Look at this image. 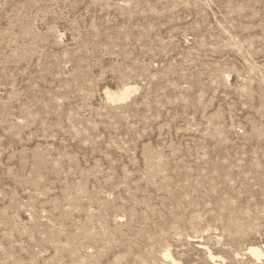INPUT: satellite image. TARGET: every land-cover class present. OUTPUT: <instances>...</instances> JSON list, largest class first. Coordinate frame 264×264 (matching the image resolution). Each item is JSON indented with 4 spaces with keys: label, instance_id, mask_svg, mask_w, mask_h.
Returning a JSON list of instances; mask_svg holds the SVG:
<instances>
[{
    "label": "rangeland",
    "instance_id": "1",
    "mask_svg": "<svg viewBox=\"0 0 264 264\" xmlns=\"http://www.w3.org/2000/svg\"><path fill=\"white\" fill-rule=\"evenodd\" d=\"M250 244L264 0H0V264H264Z\"/></svg>",
    "mask_w": 264,
    "mask_h": 264
},
{
    "label": "bare ground",
    "instance_id": "2",
    "mask_svg": "<svg viewBox=\"0 0 264 264\" xmlns=\"http://www.w3.org/2000/svg\"><path fill=\"white\" fill-rule=\"evenodd\" d=\"M135 90L136 88L134 86L124 85L118 90L107 89L105 93L107 94V97L110 101L120 102V101L127 99L130 96L131 92ZM246 251L248 255H250L253 259H255V261L260 262V260H264V245L250 244L246 247ZM207 256H208L207 258H209V260L211 261L220 259L218 258L219 256H217L216 254L213 253V251L208 250V249H207ZM163 257L166 259L171 258V255L168 250H165ZM170 260L174 262L173 259H170Z\"/></svg>",
    "mask_w": 264,
    "mask_h": 264
}]
</instances>
